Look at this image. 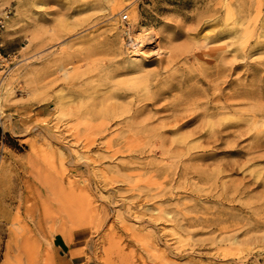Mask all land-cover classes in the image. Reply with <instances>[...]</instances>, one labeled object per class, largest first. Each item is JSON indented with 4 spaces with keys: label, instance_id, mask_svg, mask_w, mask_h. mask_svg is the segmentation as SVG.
Segmentation results:
<instances>
[{
    "label": "rangeland",
    "instance_id": "rangeland-1",
    "mask_svg": "<svg viewBox=\"0 0 264 264\" xmlns=\"http://www.w3.org/2000/svg\"><path fill=\"white\" fill-rule=\"evenodd\" d=\"M132 13L157 33L138 69L114 35ZM216 54L235 67L218 93ZM263 74L264 0H0V264H264ZM192 88L219 107L236 92V122L184 116Z\"/></svg>",
    "mask_w": 264,
    "mask_h": 264
},
{
    "label": "bare ground",
    "instance_id": "bare-ground-1",
    "mask_svg": "<svg viewBox=\"0 0 264 264\" xmlns=\"http://www.w3.org/2000/svg\"><path fill=\"white\" fill-rule=\"evenodd\" d=\"M113 9H114V7H112ZM117 10V9H116ZM115 10V11H116ZM116 14V13H115ZM229 14H232V12H230ZM122 16V15H121ZM124 16H126V19H128V15H123L122 16V18H125ZM118 19V18H117ZM116 19V20H117ZM139 20H138V16L137 15H135V13H132V16H131V20H129V26L127 27L126 25H123V23L122 24H119V21L117 20L116 22H115V24H116V27L114 28V29H116L117 30V33H115L114 35H116V37L118 38V36L117 35H119V36H122L123 34L124 35H127L128 36V38H129V42L127 43V42H124V38L123 39H121V41H117V39L115 38V43L117 44V46H118V43L119 42H121L122 43V45L123 46H125V50H126V52L129 54V63H130V67H132V68H134V69H138L139 67H141V62H142V59L143 58H146V57H148L150 54H148V52H146V48H149V46H150V44H152V43H154V42H156L155 41V39L157 38V33H153V32H151V30L149 31V30H146V29H141V30H139V31H137V26H138V22ZM113 25H114V23H113ZM121 28V29H120ZM247 29H248V27H247ZM223 32L225 33H227L228 35H230V36H233V34H236V31H234V29H233V27H231V28H228V29H225V30H223ZM223 32H221V33H219V34H216V38H218V37H220L221 35H222V33ZM238 32V31H237ZM112 33H113V31H112ZM221 34V35H220ZM251 35V34H250ZM113 36V35H112ZM245 36V35H244ZM121 38V37H120ZM245 38H246V36H245ZM247 38H248V36H247ZM114 39V38H113ZM113 39H111V41L113 40ZM120 40V39H119ZM245 42V41H244ZM247 42H248V39H247ZM246 42V43H247ZM114 43V42H113ZM121 43H120V45H121ZM243 45H245V43H243ZM121 47V46H120ZM120 47H118L117 48V50L120 48ZM245 47H247V46H245ZM123 48V47H122ZM219 49H221L220 51L221 52H218L219 54L220 53H222V48H219ZM224 49V48H223ZM115 50V49H114ZM214 50H216V49H214ZM240 50V49H239ZM239 50H237V51H239ZM217 51V50H216ZM226 51L227 50H225L224 49V53H226ZM232 51V50H231ZM234 51V50H233ZM232 51V52H233ZM210 52V51H209ZM212 52V51H211ZM213 52H215V51H213ZM212 52V53H213ZM242 52H244V50L242 51ZM120 53H122V51L121 52H119V54ZM217 53V52H216ZM247 53V52H246ZM118 54V53H117ZM229 54H231V53H229ZM208 55V54H207ZM217 55V54H216ZM247 55V54H246ZM123 56V55H122ZM211 55H209V57H210ZM218 56V55H217ZM225 56H229V55H223V54H221V55H219L218 57H220L219 59H220V64L219 65H216V64H214V63H212V64H214V65H216V70H215V77H213V75H209V74H207V76L209 75V78H210V81L205 77V73H204V75L203 74H201V76H204L203 78H198V77H200V74H199V76L197 77L199 80H200V82H202L204 85L207 83L206 81L208 80L209 81V85L210 86H212V88L216 91L217 89H218V84L219 83H221L220 85H222L223 83L222 82H220L222 79H224L225 78V76H227L228 77V74H229V76H231V72L232 71H234V69H235V67H233V64L231 63L232 62V60H230V61H227L226 59L227 58H224ZM126 57V56H125ZM217 57V58H218ZM234 57H236V56H233V58ZM211 58V57H210ZM232 58V59H233ZM212 59H215L214 57L212 58ZM225 59V60H224ZM229 59V58H228ZM236 59V58H235ZM234 59V60H235ZM205 60V59H204ZM211 61V60H210ZM216 61V60H215ZM218 61V60H217ZM235 61H237V60H235ZM125 62V61H124ZM219 62V61H218ZM210 63V62H209ZM228 63H230L229 64V66L227 67V64ZM238 63V62H237ZM125 64V63H124ZM205 64V63H204ZM218 64V63H217ZM236 64V63H235ZM202 65V64H201ZM200 65V66H201ZM210 65V64H209ZM238 65L236 64V67H237ZM204 68H205V66H204ZM209 68V67H208ZM198 69V68H197ZM200 69V68H199ZM198 69V70H199ZM210 69V68H209ZM142 70H143V68H142ZM141 70V71H142ZM207 70V69H206ZM212 70H214V69H212ZM203 71H205V69L203 70ZM209 72H210V70H208ZM147 72V71H146ZM200 72V71H199ZM135 73V72H134ZM206 73H207V71H206ZM212 73V72H211ZM226 73H228L227 75H226ZM235 73V72H234ZM135 74H137V73H135ZM142 74V73H141ZM144 74V73H143ZM140 75V74H139ZM147 75V73L143 76V75H141V76H138V75H134L133 73H131L130 74V77L127 79H125V80H123V82L121 81V83H122V85L124 84V85H128L129 86V88L131 89V91H133V94H136L137 95V92H140V90L141 91H143V90H147V80H149L148 78L146 79V76ZM148 75H149V73H148ZM30 76H31V78H32V81H33V86H34V89H36V88H38L37 87V85L35 84V72L34 71H32V72H30ZM125 76H127V75H125ZM184 76V75H183ZM194 77H196L195 75H193ZM263 76H264V74H263ZM29 77V76H28ZM149 77H151V76H149ZM174 77V79H175V76H173ZM188 77H190V76H188ZM193 77V78H194ZM256 77V76H255ZM261 77V76H260ZM180 78H182V77H180ZM184 78V77H183ZM192 76L190 77V80H191V82H192ZM230 78V77H229ZM256 78H259V77H256ZM255 78V79H256ZM197 79V80H198ZM231 79H233V78H231ZM127 80V81H126ZM153 80V79H152ZM176 80V79H175ZM187 80H189L188 78H187ZM189 80V81H190ZM196 80V79H195ZM194 80V81H195ZM227 80V79H226ZM234 80V79H233ZM264 80V79H263ZM168 81V80H167ZM186 81V80H185ZM193 81V82H194ZM222 81H224V80H222ZM161 82V81H160ZM183 82V81H182ZM181 81H180V83H182ZM121 83H119L118 82V84H119V86H120V84ZM149 83V82H148ZM152 83H153V81H152ZM159 83V82H158ZM172 83H174V82H172ZM195 83H199V81H197V82H195ZM224 83H226V81H224ZM118 84H116V85H118ZM154 84V83H153ZM191 84V83H190ZM193 84V83H192ZM227 84L229 85V86H231V84H232V81H227ZM151 85V84H150ZM180 85V84H179ZM182 85V84H181ZM186 85V84H185ZM189 85V84H188ZM199 85V84H198ZM208 85V86H209ZM7 86V85H6ZM164 86V85H163ZM187 86V85H186ZM190 86V85H189ZM195 86V85H194ZM8 87H10V86H8ZM126 86H124V87H122V88H125ZM151 87V86H150ZM149 87V88H150ZM170 87V86H169ZM192 87V86H191ZM196 87V86H195ZM220 87V86H219ZM224 87V86H223ZM4 88H6V87H4ZM152 88V87H151ZM160 88H161V86H160ZM196 88H198V87H196ZM207 88V87H206ZM205 88V89H206ZM211 88V87H210ZM242 87H238V89H241ZM8 89V88H7ZM121 89V88H120ZM166 89V88H165ZM181 89V88H180ZM202 89H203V87H202ZM202 89H201V91H202ZM233 89V88H232ZM235 89H237V88H235ZM249 89H251V88H249ZM253 89V88H252ZM252 89H251V91H252ZM33 90V89H32ZM31 90V91H32ZM189 90V89H188ZM213 90V91H214ZM234 90V89H233ZM244 90V89H243ZM37 90H34V92H36ZM182 91V90H181ZM200 91V89L198 90V89H195V88H192V89H190L187 93H186V95L183 97V98H181V99H179V101H178V108L180 109V111L181 112H183V113H186V115L184 114V116H187V113H195V110H197V109H201V111L200 112H198V110H197V114L198 113H201L202 115H203V117H205V119H206V117H210V118H212V123H209V125L211 124V126L212 127H217L218 125H220L221 124V126L220 127H222V124H223V122L225 121V120H227V122L226 123H228V118H227V116H228V114H230L228 117H232L233 118V116H231V114L233 115V113L235 112V110H234V106H233V102H234V99H236V95H235V93L236 92H234V93H229L228 94V96L225 98L226 100V103H224L225 105L223 106H221L220 105V107L218 106V102L219 101H217V102H214V104L213 103H205L204 102V98H205V95H204V93L203 92H205V90L204 91H202L201 92ZM210 91V90H209ZM230 91H231V89H230ZM235 91V90H234ZM244 91H246V90H244ZM249 91V90H248ZM247 91V92H248ZM262 91H263V89H262ZM11 92V91H10ZM144 92V91H143ZM143 92H140V94L141 93H143ZM186 92V91H185ZM221 92H223V91H221ZM229 92V91H228ZM261 92V91H260ZM129 93V92H128ZM145 93V92H144ZM158 93V92H157ZM162 93V92H161ZM209 93V92H208ZM213 93H215V92H212V94ZM216 93H218L217 91H216ZM249 93V92H248ZM261 93H263V92H261ZM114 94V93H113ZM117 94V93H116ZM147 94H148V92H147ZM227 94V93H226ZM246 94V93H245ZM244 94V95H245ZM250 94V93H249ZM9 95V91L8 90H3V82H0V111H1V108H2V102H3V100H5L6 98H7V96ZM125 95H126V93L125 92H123V93H121V94H118V96L119 97H125ZM144 97H145V95L144 94H142ZM140 96L139 95V97H143V96ZM149 95V94H148ZM159 95V94H158ZM181 95V94H180ZM203 95H204V97H203ZM216 95V94H215ZM218 95L220 96L221 94H217V97H218ZM237 95H238V93H237ZM258 95V94H257ZM10 96V95H9ZM128 96V95H127ZM133 95H131V97H132ZM138 96V95H137ZM136 96V97H137ZM150 96V95H149ZM212 96V95H211ZM239 97H241L240 96V93H239V95H238ZM114 97L116 98V96L114 95ZM113 97V98H114ZM131 97H129V98H131ZM135 97V98H136ZM148 97V96H147ZM155 97H157V96H155ZM203 97V98H202ZM209 97H210V95H209ZM215 97V96H214ZM224 97V96H223ZM246 97V96H245ZM259 97V96H258ZM260 97H262V96H260ZM133 98V97H132ZM138 98V97H137ZM179 98V97H178ZM177 98V99H178ZM248 98V97H247ZM106 99V98H105ZM105 99H103V101H104V105H105V101H107V100H105ZM110 99H112V96H111V98ZM116 99H118V98H116ZM120 99H122V98H120ZM124 99V98H123ZM145 99V98H144ZM144 99H142V100H144ZM146 99H150V97L149 98H146ZM145 99V100H146ZM153 99H154V97H153ZM219 98H213V101H215V100H218ZM224 99V98H223ZM238 99H240V98H238ZM248 99H251V98H248ZM254 99H256V97L254 98ZM253 99V100H254ZM260 99L261 98H259L258 99V102L256 103L255 101H250V102H252V104L255 102L256 104V106H258V104H260L259 103V101H260ZM263 99H264V97H263ZM7 100H8V98H7ZM6 100V101H7ZM113 100V99H112ZM112 100H109V101H112ZM137 100H139V99H135V101H137ZM141 100V99H140ZM141 100V101H142ZM157 100V99H156ZM201 100H203V101H201ZM208 100H209V98H208ZM220 100H221V98H220ZM262 100V99H261ZM5 101V102H6ZM103 101H101V103L100 104H103L102 102ZM207 101V100H206ZM212 101V102H213ZM257 101V100H256ZM139 102V101H138ZM144 102V101H143ZM177 102V101H176ZM240 102H242V100L240 101H238V104L240 103ZM248 102H249V100H248ZM247 101H246V103H248ZM262 102V101H261ZM112 104H109V103H107L106 102V106H104V110H105V112L106 113H108L109 112V107L111 106H113L112 108H114L115 106V104L116 103H113V102H111ZM118 103V102H117ZM142 103V102H141ZM174 103V102H173ZM262 103H264V101L262 102ZM261 103V105H264V104H262ZM109 104V105H108ZM138 104H140V103H138ZM209 104L210 105H212L213 106V109H215L216 111H217V113L216 114H210V113H208V110H210V106H209ZM250 104V103H249ZM118 105L120 106L121 104L120 103H118ZM118 105H116L117 106V108H118ZM131 105H133V104H131ZM169 105H172V104H169ZM168 105V106H169ZM176 105V104H175ZM243 105V104H242ZM260 105V106H261ZM146 106V105H145ZM145 106H143V107H145ZM248 106H250V105H248ZM101 107V106H100ZM99 107V108H100ZM106 107V108H105ZM121 108L120 109H123L124 108V106H120ZM172 107H174V106H172ZM262 107V106H261ZM250 108V107H249ZM258 108H259V106L257 107V110H258ZM3 109V108H2ZM95 109H96V107H95ZM102 109V108H101ZM100 109V110H101ZM119 109V108H118ZM138 109V108H137ZM143 109V108H142ZM175 109V108H174ZM179 109H175V113L176 112H178L179 111ZM251 109V111H253L252 109H253V107H251L250 108ZM249 109V110H250ZM100 110L98 109V111L100 112ZM103 110V111H104ZM112 111H115L114 109H111ZM212 110V109H211ZM260 110H261V108H260ZM91 111V110H90ZM96 111V113L98 112L97 111V109L95 110ZM102 111V112H103ZM117 111V110H116ZM129 111H131V109H129ZM136 111V110H135ZM171 111V110H170ZM214 111V110H213ZM215 111V112H216ZM243 111V110H242ZM245 111V110H244ZM243 111V112H244ZM246 111H248V110H246ZM251 111H250V114H251ZM264 111V110H263ZM2 112V111H1ZM1 112H0V114H1ZM99 112H98V114H99ZM102 112H100V113H102ZM124 112V114L127 112L128 113V110L126 109V112H125V110L123 111ZM123 112H121L122 114H123ZM137 112V111H136ZM241 113V114H243L244 115V113ZM257 112H259V111H257ZM92 113V112H91ZM93 113H94V111H93ZM105 113V114H106ZM113 113H115V112H113ZM112 113V115H114ZM120 113V110H119V113L118 114H121ZM239 113V112H238ZM253 113H255V112H253ZM262 113V112H261ZM261 113H259V115L261 114ZM97 114V115H98ZM103 114V113H102ZM105 114H103V115H105ZM116 114H117V112H116ZM121 114V115H122ZM123 114V115H124ZM170 114V113H169ZM178 114H179V112H178ZM178 114H175L174 116H176V115H178ZM191 114V115H192ZM200 114V115H201ZM246 115H247V113H245ZM264 114V113H263ZM123 115H122V118H123ZM126 115V114H125ZM133 115H136V113L134 114L133 113ZM171 115V114H170ZM236 115V114H235ZM239 115V114H238ZM242 115V116H243ZM245 115V116H246ZM100 116V115H99ZM105 116H107V114L105 115ZM115 116V115H114ZM127 116H130V112H129V115H127ZM183 116V117H184ZM226 116V117H225ZM252 116V115H251ZM254 116H256V115H254ZM253 116V117H254ZM262 116V115H261ZM112 117V116H111ZM118 117V116H117ZM178 117V116H177ZM177 117H173L172 119H174V118H177ZM202 117V118H203ZM112 118H114V117H112ZM167 118H169V117H167ZM196 118H198V116L196 117ZM235 118V117H234ZM233 118V119H234ZM244 118H246V117H244ZM251 117H249V119H250ZM109 119V117L107 118V120ZM116 119V118H115ZM136 119V118H135ZM170 119V118H169ZM205 119H203V121L205 120ZM237 119V118H236ZM260 119V118H259ZM263 119V118H262ZM105 120V119H104ZM164 120V119H163ZM166 120V119H165ZM163 121L164 123H167L166 121ZM177 119H175V121H176ZM232 120V119H231ZM252 120H253V118H252ZM251 119H250V121H252ZM256 120V119H255ZM168 121V120H167ZM171 121H173V120H170V123H171ZM174 121V122H175ZM258 121V120H257ZM261 121V120H260ZM104 122V121H103ZM134 122H136V120L134 121ZM162 122V123H163ZM169 122V121H168ZM178 122H179V120H178ZM207 122H210V121H207ZM206 122V123H207ZM234 122H236V120L234 119ZM264 121H262V122H258V124L260 123V124H262ZM176 123V122H175ZM174 123V124H175ZM184 123V122H183ZM182 123V124H183ZM231 123V122H230ZM179 124V123H178ZM177 124V125H178ZM225 124V123H224ZM176 125V126H177ZM209 125H207L206 124V126H209ZM226 125V124H225ZM235 125H236V123H235ZM237 125H238V122H237ZM248 125V124H247ZM264 125V124H263ZM175 126V125H174ZM256 126V125H255ZM259 126V125H258ZM257 126V127H258ZM179 127V126H178ZM220 127H219V129H220ZM224 127V126H223ZM249 127V126H248ZM261 127V126H260ZM209 128H211L210 126H209ZM227 128V127H226ZM178 129V128H177ZM243 129V128H242ZM258 129H259V127H258ZM180 130V129H179ZM208 130H211V129H208ZM214 130V129H213ZM217 130V129H216ZM216 130H214V131H216ZM238 130V129H237ZM250 131H251V129H249ZM257 130V129H256ZM260 130V129H259ZM240 130H238V132H239ZM245 131V132H244ZM244 133H247L248 132V130L246 129H244ZM247 131V132H246ZM250 131H249V133H250ZM254 131V130H253ZM260 131H263L262 129L260 130ZM260 131H258V132H260ZM242 131L241 132H239V133H243ZM257 132V131H256ZM264 132V131H263ZM207 133H208V131H207ZM249 133H247V134H249ZM261 134V133H260ZM208 135H209V133H208ZM242 135V134H241ZM254 135V134H253ZM256 135V137L258 136L257 135V133L255 134ZM239 136H240V134H239ZM261 136V135H260ZM264 136V135H263ZM208 137V136H207ZM213 137V136H212ZM221 137V136H220ZM236 137V136H235ZM238 137V136H237ZM255 137V138H256ZM259 137V136H258ZM258 137H257V139H258ZM214 138V137H213ZM210 139H211V137H210ZM213 141H217V140H213ZM257 142H259V141H257ZM255 144V143H254ZM264 144V143H263ZM260 146V144H257L256 146H254L253 147V150H254V148L255 149H257L258 147ZM250 147V146H249ZM263 148V147H262ZM250 149V148H249ZM254 152V151H253ZM259 153H261V152H259ZM250 154H251V152H250ZM252 155H253V153H252ZM259 155V154H258ZM262 155V154H261ZM260 155V156H261ZM83 156V155H82ZM263 156V155H262ZM84 157H86L87 158V156H85L84 155ZM254 157V156H253ZM259 157V156H258ZM250 158V157H249ZM83 159H85V158H83ZM87 160V159H86ZM70 189H73V188H70ZM69 189V190H70ZM64 190V189H63ZM62 191V190H61ZM66 191H68V189L66 190ZM73 191V190H72ZM63 192V191H62ZM61 192V193H62ZM59 193V192H58ZM67 193V192H66ZM71 193V191L69 192L68 191V194L69 195H71L70 194ZM60 194V193H59ZM75 194V193H74ZM76 197H77V195H76ZM81 197V196H80ZM82 197H84V198H81L82 200H87L86 199V197L83 195ZM80 199V200H81ZM83 203V202H82ZM88 203V202H87ZM86 202L85 203H83V205L84 204H87ZM86 206V205H85ZM84 206V207H85ZM83 209V208H82ZM87 209V208H86ZM84 210V209H83ZM92 210V209H91ZM88 211V210H87ZM90 211V210H89ZM84 213H87L85 210L83 211ZM90 221H91V218H90ZM60 230V229H59ZM56 231V230H55ZM57 232H58V230H57ZM59 232H62L61 230L59 231Z\"/></svg>",
    "mask_w": 264,
    "mask_h": 264
},
{
    "label": "crops",
    "instance_id": "crops-1",
    "mask_svg": "<svg viewBox=\"0 0 264 264\" xmlns=\"http://www.w3.org/2000/svg\"><path fill=\"white\" fill-rule=\"evenodd\" d=\"M58 242H60L61 240H57ZM62 243H60L59 245L55 242V246L61 247L63 244H65L64 240L62 239Z\"/></svg>",
    "mask_w": 264,
    "mask_h": 264
},
{
    "label": "built area",
    "instance_id": "built-area-1",
    "mask_svg": "<svg viewBox=\"0 0 264 264\" xmlns=\"http://www.w3.org/2000/svg\"><path fill=\"white\" fill-rule=\"evenodd\" d=\"M124 19H126V16H125V18Z\"/></svg>",
    "mask_w": 264,
    "mask_h": 264
}]
</instances>
